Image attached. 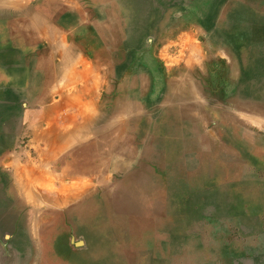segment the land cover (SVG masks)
I'll list each match as a JSON object with an SVG mask.
<instances>
[{
	"label": "rangeland",
	"instance_id": "rangeland-1",
	"mask_svg": "<svg viewBox=\"0 0 264 264\" xmlns=\"http://www.w3.org/2000/svg\"><path fill=\"white\" fill-rule=\"evenodd\" d=\"M24 95L30 107L69 104L40 141L30 133L39 124L28 130L23 119ZM100 109L117 121L112 133H99ZM64 113L91 116L93 142L109 138L103 158L77 134L76 153L42 168L67 139L54 133ZM0 163L22 173L38 163L18 183L60 218L57 234L52 217H33L43 232L25 241L37 246L10 248L11 264L20 253L34 261L24 264H264V0H0ZM124 180L123 215L106 193ZM8 184L0 167L6 209ZM22 207L13 191L12 227Z\"/></svg>",
	"mask_w": 264,
	"mask_h": 264
},
{
	"label": "crops",
	"instance_id": "crops-1",
	"mask_svg": "<svg viewBox=\"0 0 264 264\" xmlns=\"http://www.w3.org/2000/svg\"><path fill=\"white\" fill-rule=\"evenodd\" d=\"M9 80L12 81V78L10 77ZM21 101H22V99H21ZM56 101H58V100H56ZM29 103H30V101L28 100L27 96L24 95L23 105L25 106V109H24L23 119L28 124V130H29V125H31L33 123L39 124V127L36 129L35 133L33 131L30 132L31 135H33L37 141H38V139L36 136H38V135L40 136V134H42V132L47 131L48 126L47 127H44V126H46L47 124H49L53 121V118H55V117H53L55 112L58 113L60 111L61 113H63L65 111H67L68 109H70L68 103L60 104L57 107H52L50 104L51 102H45L44 106L41 108H38L35 106L30 107ZM36 103H38V100ZM52 112H54V113H52ZM34 113H35V116H36V113L38 115L42 113V119L32 120V116ZM73 116L74 115H71V117H68V114L64 113V116H62V117H63V120L67 123L64 124L63 127L57 128L54 133L57 135H61V136H69L74 132L77 133V130H78L77 134L79 136L82 134L87 136L84 144H86V146L89 145L93 141L92 136L95 135L93 128H91V124H92L91 116L83 115L82 117L78 116L76 118ZM82 120H84L83 124L81 123ZM40 121H43V122L40 123ZM49 128H52V127L49 126ZM69 130L71 132H69ZM99 133H102V132H99ZM81 148H83V147L81 146ZM74 150H75L74 152L76 153V149H74ZM92 163H96V162H93V160H92L88 163H85L81 166V169H83L85 171L86 166H92ZM36 164H38V163H34L32 166H25L23 169L24 172L22 173V169L18 168V166H14L13 163H0V167L3 170V173L9 174V184L7 186L5 185L2 188V190L4 192L7 191V193H8L7 202L5 204V205H7V209L0 207V216L5 217V218H2L0 220V248L3 249V254L0 256V264H11V255H10L8 250L12 247H14V248L15 247H19V248L31 247V248H33V247L37 246V245H35V243L32 244V243L27 242L28 240L36 241L38 239V234L43 232V227H39V223H40L39 219L33 218V217H39V216H50V217H52V220L50 222V224H51L50 226L52 229L51 231L52 232L56 231L57 234H59L60 218L54 217L55 215H53L51 213L44 212L40 206L36 205L35 202L31 201L28 198V196H26L24 194V192H23L22 188L20 187V184L18 183V180H17L19 178V179H21L22 183H24L25 181L28 182L25 175H27L28 178L31 177L30 175H34V171L32 173L31 168H33ZM78 164L79 163H77L74 168H76ZM59 165H60V163H59ZM28 174H30V175H28ZM13 191L18 193L19 199L23 200V202L26 206V207H22L21 209H19L20 210L19 216L21 215L22 218H21L20 222L18 223L19 225H17V227H16V225H14L15 227H12V222H11V216H12L11 206H12V192ZM17 229L19 231V234H17L15 237H13V239H12V237L9 239H6V236H8L9 234H12L13 231H16ZM17 236H20V239H23V243H17V239H16ZM25 239L27 241H25ZM18 258H19L20 264H24L25 261L30 262V263H34V261H32V259L28 261L29 254H27V253L26 254L20 253Z\"/></svg>",
	"mask_w": 264,
	"mask_h": 264
},
{
	"label": "bare ground",
	"instance_id": "bare-ground-1",
	"mask_svg": "<svg viewBox=\"0 0 264 264\" xmlns=\"http://www.w3.org/2000/svg\"><path fill=\"white\" fill-rule=\"evenodd\" d=\"M204 3V2H203ZM216 12V11H215ZM258 12V11H257ZM29 13V12H28ZM30 16H32V15H30ZM35 17V16H34ZM45 20V19H44ZM35 21H38V20H36L35 19ZM41 22H42V20H41ZM44 22V21H43ZM46 22V21H45ZM37 24H39V21H38V23ZM41 24V23H40ZM46 25V24H45ZM45 25H43V26H45ZM43 26H40V28H43ZM48 29H49V27H48ZM42 31V30H41ZM49 31H51V30H49ZM45 34L44 35H42L41 34V37L42 36H45L46 37V33L47 32H45V31H43ZM41 33V32H40ZM56 33V32H55ZM263 33V32H262ZM54 36H57V34L56 35H54ZM44 37V38H45ZM65 43H66V41H65ZM54 48V47H53ZM57 50V49H56ZM62 52V51H61ZM61 54V56H64V55H62V53H60ZM66 54V53H65ZM56 55V54H55ZM59 55V54H58ZM60 56V55H59ZM58 58V57H57ZM61 59H63V61L65 60L66 62L67 61H69L71 58L69 57L68 59L67 58H61ZM59 60H60V58H59ZM72 60V59H71ZM52 63V62H51ZM69 63V62H68ZM73 63H71L70 65H72ZM58 65H60V64H58ZM68 65V64H67ZM69 65V66H70ZM190 65V64H189ZM75 66V65H74ZM98 67V66H97ZM193 67V66H192ZM60 68V67H59ZM72 69V68H71ZM63 70V69H62ZM72 71V70H71ZM74 71V70H73ZM72 71V72H73ZM185 71V70H184ZM56 72V71H55ZM56 74V73H55ZM65 74V73H64ZM67 74V77L65 78L66 80H67V78L68 77H71V76H75V75H73V73H66ZM66 74H65V76H66ZM69 75V76H68ZM76 75H77V73H76ZM178 77V76H177ZM60 78V77H59ZM59 78H58V80H59ZM62 78H63V76H62ZM71 78H73V77H71ZM70 78V79H71ZM75 78V77H74ZM55 79V78H54ZM68 81H69V78H68ZM73 81V80H72ZM176 78L174 77V76H171V78H170V80H169V82L170 83H176ZM62 82H63V80H62ZM74 83L73 84H76V80L75 81H73ZM59 83H61V81H59ZM64 84V83H63ZM71 84H72V82H71ZM68 85V84H67ZM61 86V85H60ZM76 86V85H75ZM73 88H75V87H73ZM91 89V88H90ZM90 89H88V90H90ZM55 91V90H54ZM63 91V90H62ZM62 91H60L59 92V95L61 96L63 93L65 94V91L64 92H62ZM131 92V91H130ZM56 93V92H55ZM57 94V93H56ZM52 96V95H51ZM54 96V95H53ZM63 96V95H62ZM130 96V95H129ZM133 99V98H132ZM118 102V101H117ZM121 102V101H120ZM118 102V106H117V109H119L118 107L120 106L121 107V109L122 110H128V109H130L133 105L132 104H126V105H124L123 103L124 102ZM92 104V103H91ZM87 106V105H86ZM96 109H99L100 107H95ZM100 111H101V114H103L104 116V120H103V122L100 124V132H107V133H109V132H111V129H113L114 128V125H115V123L117 122H115V123H113L112 121H111V123L110 124H107V122L109 121V112H108V109L106 110V109H100ZM99 111V112H100ZM97 113V112H96ZM101 114L99 115V116H101ZM243 115V114H242ZM247 116V115H246ZM96 117V116H95ZM140 117V116H139ZM96 119V118H95ZM132 119V118H131ZM89 120V119H88ZM84 122V121H83ZM95 122V121H94ZM137 122V120H133V123H136ZM82 123V122H81ZM93 124V123H92ZM81 126V125H80ZM87 127V126H86ZM96 127V126H95ZM92 128V127H91ZM90 128V129H91ZM94 128V127H93ZM83 129V128H82ZM75 130V129H74ZM73 130V131H74ZM66 132V131H65ZM69 132H71L70 130H69ZM113 132V131H112ZM111 132V133H112ZM61 133V132H60ZM77 133H78V130H77ZM77 133H72L71 135H69V136H63V137H67V139H66V141L65 142H62V140H61V138H60V140H61V144H58V145H55V144H53L52 142V144L53 145H55V147L53 148V146H52V148L54 149V151H53V153H49V154H51L50 156H48V155H45V156H47V157H45V161H43V162H39V163H42V168L44 167V168H46L47 166H48V164L47 163H53V159H59L62 155H64V154H66V155H70L71 153H72V149L74 150L76 147H78L79 146V144H80V142L78 141V138H77ZM107 133H103V134H107ZM64 134V133H63ZM56 136H58V135H56ZM61 136V135H60ZM59 138V137H58ZM50 139V138H49ZM48 139V140H49ZM56 139H57V137H56ZM39 140V139H38ZM54 140V139H53ZM40 141V140H39ZM43 142H44V140H43ZM48 142V141H47ZM46 142V143H47ZM56 142V141H55ZM54 142V143H55ZM108 142H109V138L106 136V137H104L103 138V140H101V136L99 137V141L97 142L96 141V144H95V142H91L90 144H89V149H88V153L90 154V156H91V153L93 152V153H97L96 155H95V157H97V158H103V156L99 153L102 149H103V147L104 146H108ZM57 143V142H56ZM49 148V147H48ZM48 148H47V150H48ZM51 149V148H50ZM52 149V150H53ZM78 151L80 150V149H77ZM75 151V150H74ZM47 153H48V151H47ZM137 157H138V153H136V154H132L129 158H131V160H133V161H137ZM91 157H89L88 159H90ZM166 159V158H165ZM52 160V161H51ZM55 161V160H54ZM74 162L72 161V162H70V163H68V165H71V164H73ZM50 165V164H49ZM74 165V164H73ZM40 166H41V164H40ZM140 167H139V172H136L135 170L134 171H131L128 175L129 176H127V178L125 179V180H130V179H133V178H135V177H139V174H140V171L143 169V167L141 166V165H139ZM73 167H75V165L73 166ZM44 170V169H43ZM42 171V169L40 170V171H38V173L41 175L42 173H40ZM44 172V171H43ZM38 173H37V175H38ZM40 175H38L37 177H39ZM42 175H45V174H42ZM35 176H36V174H35ZM33 177V178H36V177ZM50 176V175H49ZM49 176L46 178L47 180H46V185H48V184H51V182H52V180H54L55 181V175L53 174V176H50V178H49ZM124 180V182L122 181V182H120L119 184H118V187H117V189L116 190H114V191H112V192H107L106 194V196H108V197H113V199L111 200V203H112V205H113V208H115V209H118L119 210V212L121 213V214H125V212L127 211V209H128V206H127V208L126 209H124V206H120L119 204H116V201L118 200V199H121L122 198V196L124 195H126V193H127V190H128V187H127V184H126V182H128V181H125ZM133 191V190H132ZM149 191V190H148ZM25 192L27 193V195H30L31 197H35V195L32 193V191L31 190H29V189H25ZM130 192H131V190H130ZM120 194H121V198H119V196H120ZM139 194V193H138ZM147 194V193H146ZM78 201H79V196L78 195H74L73 197H71L70 199H65V200H62V201H60V204L61 205H63V207H64V209L65 208H67L69 205H73V204H77L78 203ZM71 203V204H70ZM84 203V202H83ZM112 207V206H111ZM73 208V207H72ZM87 209V208H86ZM132 209V206L131 205H129V210H131ZM88 210H90V209H88ZM67 213V212H66ZM86 213V212H85ZM68 217V216H67ZM127 217V216H126ZM16 225V224H15Z\"/></svg>",
	"mask_w": 264,
	"mask_h": 264
}]
</instances>
